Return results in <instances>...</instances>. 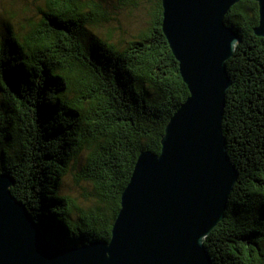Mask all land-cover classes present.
<instances>
[{
  "label": "trees",
  "instance_id": "1",
  "mask_svg": "<svg viewBox=\"0 0 264 264\" xmlns=\"http://www.w3.org/2000/svg\"><path fill=\"white\" fill-rule=\"evenodd\" d=\"M149 3V28L127 38L117 12ZM224 23L239 38L225 63L221 124L237 179L203 245L211 264H264L257 3L240 0ZM188 96L162 32L161 0H10L0 14V174L60 246L110 240L138 156L159 155L165 127ZM67 179L83 202L64 193Z\"/></svg>",
  "mask_w": 264,
  "mask_h": 264
},
{
  "label": "water",
  "instance_id": "2",
  "mask_svg": "<svg viewBox=\"0 0 264 264\" xmlns=\"http://www.w3.org/2000/svg\"><path fill=\"white\" fill-rule=\"evenodd\" d=\"M240 0H161L162 32L189 96L167 123L159 155L142 152L108 242L46 238L0 174V264H211L203 242L224 218L237 172L222 135L226 61L239 41L224 23ZM257 37H264V0Z\"/></svg>",
  "mask_w": 264,
  "mask_h": 264
},
{
  "label": "rangeland",
  "instance_id": "3",
  "mask_svg": "<svg viewBox=\"0 0 264 264\" xmlns=\"http://www.w3.org/2000/svg\"><path fill=\"white\" fill-rule=\"evenodd\" d=\"M10 3V0H0V14L3 13L5 6ZM22 4L17 1L16 7ZM19 6V7H21ZM149 12H151V6L149 4H145L144 7L135 8L132 11H120L117 12V22L115 25L121 26L124 30V35L127 38L136 35V33L140 32L141 30H146L149 28ZM64 193H71L72 196H76L79 198L80 202H83V199L80 198L81 191L78 188L72 187L71 183H69L68 179L66 181L64 187Z\"/></svg>",
  "mask_w": 264,
  "mask_h": 264
},
{
  "label": "bare ground",
  "instance_id": "4",
  "mask_svg": "<svg viewBox=\"0 0 264 264\" xmlns=\"http://www.w3.org/2000/svg\"><path fill=\"white\" fill-rule=\"evenodd\" d=\"M120 75V74H119Z\"/></svg>",
  "mask_w": 264,
  "mask_h": 264
}]
</instances>
